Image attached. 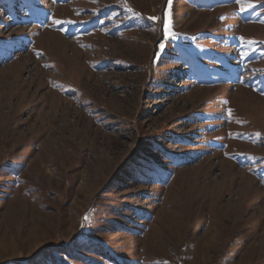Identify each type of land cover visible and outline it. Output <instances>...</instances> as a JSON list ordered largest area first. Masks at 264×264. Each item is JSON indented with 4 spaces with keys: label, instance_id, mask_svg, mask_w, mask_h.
<instances>
[{
    "label": "rangeland",
    "instance_id": "rangeland-1",
    "mask_svg": "<svg viewBox=\"0 0 264 264\" xmlns=\"http://www.w3.org/2000/svg\"><path fill=\"white\" fill-rule=\"evenodd\" d=\"M0 264H264V0H0Z\"/></svg>",
    "mask_w": 264,
    "mask_h": 264
},
{
    "label": "snow or ice",
    "instance_id": "snow-or-ice-1",
    "mask_svg": "<svg viewBox=\"0 0 264 264\" xmlns=\"http://www.w3.org/2000/svg\"><path fill=\"white\" fill-rule=\"evenodd\" d=\"M169 2H170V0H169ZM150 19H152V20H156V19H158V18H157V17H150ZM56 22L59 23V21H56ZM165 32H166V35L169 36V37L175 35V33L172 32V30H171V24H170V21H169V23L166 25ZM257 135H259V133H257ZM85 219L87 220L88 217L85 216Z\"/></svg>",
    "mask_w": 264,
    "mask_h": 264
}]
</instances>
